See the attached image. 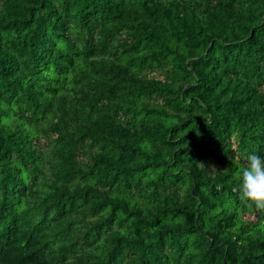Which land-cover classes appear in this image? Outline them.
Here are the masks:
<instances>
[{
	"label": "trees",
	"instance_id": "trees-1",
	"mask_svg": "<svg viewBox=\"0 0 264 264\" xmlns=\"http://www.w3.org/2000/svg\"><path fill=\"white\" fill-rule=\"evenodd\" d=\"M264 0H0V264H264Z\"/></svg>",
	"mask_w": 264,
	"mask_h": 264
},
{
	"label": "clouds",
	"instance_id": "clouds-1",
	"mask_svg": "<svg viewBox=\"0 0 264 264\" xmlns=\"http://www.w3.org/2000/svg\"><path fill=\"white\" fill-rule=\"evenodd\" d=\"M239 177L236 189L239 197L264 207V154L257 151L247 152Z\"/></svg>",
	"mask_w": 264,
	"mask_h": 264
}]
</instances>
